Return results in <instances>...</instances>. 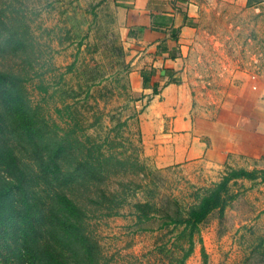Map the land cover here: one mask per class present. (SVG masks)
<instances>
[{"label": "rangeland", "instance_id": "1", "mask_svg": "<svg viewBox=\"0 0 264 264\" xmlns=\"http://www.w3.org/2000/svg\"><path fill=\"white\" fill-rule=\"evenodd\" d=\"M115 1L0 0V35L13 43L20 40L15 50L0 53V71L24 77L30 106L41 109L52 119L58 103L56 91L81 84V70L95 65L101 77L96 103L91 107L86 104L82 109L88 123L96 118L101 126L96 125L91 134L101 138L116 124V119L121 121L132 110L137 112V120L129 119L126 128L120 131L121 140H114L121 143L116 151L123 153L118 158L124 160L131 155L132 147L138 148L135 137L136 132L140 133L138 116L148 99L139 98L131 90L127 48L120 39ZM209 18L203 32L197 34L178 76L172 80L176 88L172 96L183 99L195 131L205 135L207 141H214L217 149L228 156L222 166L190 162L157 168L143 156L142 144L138 151L146 168L160 172L159 190L181 200H187L193 188L217 182L225 167L264 171V159L256 163L246 160L241 154L246 151L241 134L231 136L233 127L228 128L234 121L235 125L244 121L246 102L260 97L262 81L257 73L264 76V1L216 21ZM111 42L121 47L126 68L118 66L117 58L107 51L106 45ZM246 76L250 78L246 80ZM43 84L48 89L42 97ZM79 92L83 97L82 91ZM234 104V112L233 107L232 112L221 108ZM123 105L127 108L120 109ZM121 180L137 183L142 178L128 172ZM231 192L236 197L225 209L223 218L217 219L212 214L200 227L205 264H259L264 250V183L239 181ZM88 209L91 212L86 218L87 231L93 234L107 264L155 263L150 252L155 234L136 230L132 218L127 216L128 207L122 211L124 216L111 218L100 213L99 208ZM199 249L195 245L184 264H202Z\"/></svg>", "mask_w": 264, "mask_h": 264}, {"label": "trees", "instance_id": "2", "mask_svg": "<svg viewBox=\"0 0 264 264\" xmlns=\"http://www.w3.org/2000/svg\"><path fill=\"white\" fill-rule=\"evenodd\" d=\"M263 1L246 0V8ZM12 41L0 35V53L19 46V39ZM106 48L118 66L126 68L121 47L111 42ZM153 73L151 69L140 71L142 89ZM80 76L81 84L56 91L58 103L51 119L30 106L24 77L0 71V262L107 264L87 231L88 207L99 208L107 218L124 216L122 211L128 207L127 216L136 230L155 234L150 250L154 264H184L195 245L200 246L205 264L200 227L212 214L223 218L236 197L231 187L239 181L263 183L264 171L225 167L217 182L193 188L187 200L161 192L158 169H148L140 161L139 131L135 134L138 148L130 146L131 155L118 158L123 154L116 151L121 143L114 140H121L120 131L129 119L137 120V112L116 119L101 138L94 137L90 130L100 124L96 118L88 123L82 109L96 103L101 77L95 65L84 67ZM47 89L45 84L40 86L42 97ZM128 172L141 176L142 181L123 182ZM260 254L258 263L264 264V250Z\"/></svg>", "mask_w": 264, "mask_h": 264}, {"label": "crops", "instance_id": "3", "mask_svg": "<svg viewBox=\"0 0 264 264\" xmlns=\"http://www.w3.org/2000/svg\"><path fill=\"white\" fill-rule=\"evenodd\" d=\"M115 4L120 39L127 48L123 49L127 51L131 90L139 98L148 99L138 116L143 156L157 168L190 162L222 166L228 154L195 131L188 108L183 99L172 96L176 88L167 80L178 76L209 17L216 21L252 7L246 8V0H116ZM150 69L154 73L142 89L139 73ZM257 74L262 81L260 97L246 102L244 121L228 124V128L233 127L231 136L241 134V142L246 143V151L241 154L253 163L264 159V76ZM229 106L221 108L226 112L234 108V112L235 104Z\"/></svg>", "mask_w": 264, "mask_h": 264}]
</instances>
